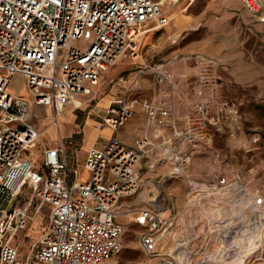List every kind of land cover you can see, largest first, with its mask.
<instances>
[{
	"label": "built area",
	"instance_id": "built-area-1",
	"mask_svg": "<svg viewBox=\"0 0 264 264\" xmlns=\"http://www.w3.org/2000/svg\"><path fill=\"white\" fill-rule=\"evenodd\" d=\"M178 1L0 0V264H108L123 250L126 224L118 220L123 201L145 195L144 171H156L162 163L169 165L171 177H182L189 206L201 211L209 207L223 218L210 224L198 215L185 225L179 212L164 207L160 192L150 201L156 205L128 211L137 215L145 255L160 264H224L244 238L256 242L245 262L255 256L264 264V194L256 191L243 211L226 215L231 200L249 194L241 174L230 178L212 169L206 178H197L187 172L193 151L204 139L208 143L211 129L224 117L233 127L238 118L237 109L216 97L207 70L218 66L212 58L187 57L198 67V102L184 119L176 113L175 78L166 64L139 73L152 74L167 86L166 98L131 97L130 85L97 110V126L110 127L113 135L104 147L88 150L84 178L81 165H71L69 159V149L79 145L74 136L61 137L57 147L44 151L43 173L36 171L28 153L46 133L31 123L30 103L52 106L53 125H58L56 106L72 103L71 95L92 94L103 72L122 56L137 57L141 34L166 26L163 7ZM240 1L264 21L262 0ZM78 41L85 46L76 45ZM14 75L23 78L30 99L10 91ZM213 106L217 113H211ZM138 107L144 112V127L127 143L118 134ZM25 184L35 189L36 212L48 206L50 217L37 249L21 259L13 239L31 217L15 206Z\"/></svg>",
	"mask_w": 264,
	"mask_h": 264
},
{
	"label": "rangeland",
	"instance_id": "rangeland-1",
	"mask_svg": "<svg viewBox=\"0 0 264 264\" xmlns=\"http://www.w3.org/2000/svg\"><path fill=\"white\" fill-rule=\"evenodd\" d=\"M262 1L264 5V0ZM164 9L167 13L171 10L170 17L168 16L169 23L162 28L146 31L139 38L137 57L129 54L122 56L109 68L112 70L118 67L121 71L117 75L102 80L101 88L99 87V91L93 94L96 100H93L92 105L86 107L85 104L74 111L79 123L83 127L82 123L90 115L91 109L107 93L112 92L114 96L110 98V103L117 99V96H121L130 85H132L129 92L131 97L142 95L156 99L166 98L167 86L160 85L152 74L139 75L140 70H149L150 66L155 64H166L172 71L176 83L174 92L176 113L184 119L198 102L197 94H195L196 97L194 95L196 91L192 89L194 85L197 89L198 67L195 59L187 57L203 54L215 60L218 65L207 67L210 77L215 81L217 99L227 101L229 105L237 109L238 118L233 127L228 122L229 119L224 117L217 129H211L208 143L204 139L203 143L193 151L187 172L197 178H206L212 169H217L230 178L241 174L248 186L250 199H253V193L256 191L264 194V21L255 19L240 0H180L175 5L166 3ZM75 44L85 46L84 41H78ZM178 66L187 67L190 69L189 73L185 76L178 75L176 72ZM190 78L192 79L188 80ZM183 84H185L184 90L188 88L186 96L192 100L179 106L178 90ZM9 88L13 94L30 99L20 75L11 78ZM73 96L70 97H73L74 106H81L84 103L81 97L76 94ZM210 111L217 113L218 109L213 106ZM50 113L49 108L47 110L44 107H33L30 121L39 127L42 121H49ZM66 113L65 111L64 114ZM64 114L60 121L62 128L66 117ZM47 131L48 133L43 136L44 142H40L37 147L30 148L28 151L35 158V168L39 173L44 171L41 150L44 145L56 143L55 127L50 125ZM81 161L83 157L80 158L79 162ZM143 180L145 184L142 185V190L147 189V195H139V200L138 197H134L123 202L121 213L125 209H136V205H156L150 201L160 192L161 196L166 198L164 207L170 206L179 212V219L183 224L186 223L185 225L193 224L198 215L209 211V207H207L208 210L201 211L198 207L193 208L187 204L183 179L171 177L169 168L156 167V171L144 175ZM37 205L38 199L33 185L25 184L17 197L15 206L28 211L31 217L26 227L13 239V243L19 247L21 259L37 249L42 234L49 224V207L36 212ZM131 206L132 208H128ZM228 212L234 215L233 212L236 214L239 210L229 208ZM213 213L216 215L214 211ZM217 216L215 221L222 218V213H217ZM118 220L126 224L123 250L108 264H160L156 258H149L141 250L140 227L132 221V217L120 214ZM247 249H249L248 245L243 238L237 241L233 256L243 260L242 264H263L255 256L245 262L246 255L249 256Z\"/></svg>",
	"mask_w": 264,
	"mask_h": 264
},
{
	"label": "crops",
	"instance_id": "crops-1",
	"mask_svg": "<svg viewBox=\"0 0 264 264\" xmlns=\"http://www.w3.org/2000/svg\"><path fill=\"white\" fill-rule=\"evenodd\" d=\"M179 2H180V0L176 3H173L172 5H175ZM170 12H171V10L167 13V11L164 9V13L166 16L170 17ZM179 18H180V15H179ZM180 21H181V19H180ZM189 70L190 69H188L187 67L178 66V68L176 69V72L178 75L185 76V75H187V73H189ZM120 71L121 70H118V67H115L112 70L108 69L105 72H103L102 77H101V81L97 86L94 87L92 94L77 93L76 96L81 97L83 99V102H84V103H82L81 106H74L73 98H72V103H69L67 105L58 104L55 108L57 111V114H58V118H59L58 125H55V124L53 125L54 114H53L52 106H43V105H36L34 103H30V106H29L30 113H31L33 107L34 108L44 107L47 110H48V108L51 109V113L48 116L49 121L48 122H46V120L42 121L41 125L39 127H36L32 123L34 125V127L39 131L46 130V133H48L47 130H48L49 126L53 125L56 129V132H57L56 143L51 144V145H49V144L44 145V148L41 150V152H42L41 153V157H42L41 162H43V160H44V151L49 149V148L57 147L59 145L61 137L74 136L78 139L79 145L76 149L75 148L69 149L70 163H71V165L80 164L81 165V171H82L81 177L84 178L86 176V171L83 169L82 165L84 164L88 150L90 148H93V147H96V148L104 147V145L108 142L110 137L113 135V130L110 127H107V126L98 127L97 126V124L99 123V120H100V118L97 115V110H104L107 107L110 98L114 97V96L111 94L112 92H109L104 97H102L100 99V101L95 104V107L91 109L90 115H88L87 119H85V121L82 123L83 127L81 126V123H79L78 116H77V114L74 113V111L78 108H81L85 104L87 105L86 107H89L90 105H92L93 100H96V99H94L93 94L95 91L98 92L99 89L101 88L100 85H101L102 80L103 79L105 80V79L109 78L110 76L117 75ZM15 76L16 75H14L13 77H15ZM191 79L192 78H190L188 80H191ZM191 85H194V84H191ZM121 86H123V85H121ZM184 87H185V84H183L182 87H179V90H178V96L179 97H177L178 98L177 101L179 102L178 103L179 106H182V105L186 104L187 101L192 100V98L186 96V95H188V94H186L187 93L186 89H188V88H185V90H184ZM192 89L194 91H196V85H194L192 87ZM195 94H196V92H194V95ZM118 97L119 96H117V98ZM195 97H196V95H195ZM180 100H181V102H180ZM65 111L67 112L66 114H64ZM62 114H64L66 116L65 120H64V127L63 128L60 125ZM144 121H145L144 112L141 109L136 110L134 112L133 116L121 128L118 136L123 141H125L127 143H132L134 138L142 133V129L144 127ZM43 136L39 139L38 144H40V142H44ZM35 147H37V146H35ZM29 155L31 156V154H29ZM31 157H33V156H31ZM81 157H83V161H81V163H80L79 161H80ZM34 160H35V158H34ZM158 167L159 168H169V165L166 163H162ZM144 172H145L144 175H146L150 171L145 170ZM144 192L146 193L145 195H147V189L144 190ZM128 199H130V198L125 199L123 202H125ZM137 199L139 200V198H137ZM139 206H142V205H139ZM139 206L136 205V208ZM128 208H132V206L128 207ZM128 211H129V209H125L123 214L126 216H129V217H132V221L135 224H137L136 223V216H137L136 213L135 212H128Z\"/></svg>",
	"mask_w": 264,
	"mask_h": 264
},
{
	"label": "bare ground",
	"instance_id": "bare-ground-1",
	"mask_svg": "<svg viewBox=\"0 0 264 264\" xmlns=\"http://www.w3.org/2000/svg\"><path fill=\"white\" fill-rule=\"evenodd\" d=\"M144 34H145V32H143L141 35H144ZM144 194H145V192H144ZM250 198H251V196H250V192H249V194L246 196V198H243L240 201L239 200H235V199L234 200H231L229 202V205L232 206V207H230V208H232V209L233 208H236L239 211H243L244 208H246L248 206V203H250L252 201V199H250ZM187 204H189V201H187ZM213 211L216 213V215L213 213ZM235 212H233V213L235 214ZM217 213H219V212L216 211V210H214V209H212L211 211L210 210L209 211H206V213L202 212V215H200V217H204L205 219H207V221H209L210 224H212L213 222H215V218H218ZM206 215L209 216V217H207ZM226 215H231L230 212H228V210H227ZM222 216H223V214H222ZM245 242H246V245H248V248H249V249H247L248 252H249V255H251L253 253V251H254V247L256 246V242L253 239H249V240L245 239ZM242 254H243V252H242ZM232 256H233V254H232ZM232 256L229 259H227V261H225L226 264H242L243 263V260L237 259L234 256L233 257Z\"/></svg>",
	"mask_w": 264,
	"mask_h": 264
}]
</instances>
